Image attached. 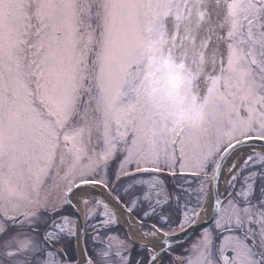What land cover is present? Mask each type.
<instances>
[{"label":"snow or ice","instance_id":"6c2138e0","mask_svg":"<svg viewBox=\"0 0 264 264\" xmlns=\"http://www.w3.org/2000/svg\"><path fill=\"white\" fill-rule=\"evenodd\" d=\"M0 264H264V0H0Z\"/></svg>","mask_w":264,"mask_h":264},{"label":"water","instance_id":"95a60500","mask_svg":"<svg viewBox=\"0 0 264 264\" xmlns=\"http://www.w3.org/2000/svg\"><path fill=\"white\" fill-rule=\"evenodd\" d=\"M193 234L191 232H189V237L192 236ZM185 239H188V237H185Z\"/></svg>","mask_w":264,"mask_h":264}]
</instances>
